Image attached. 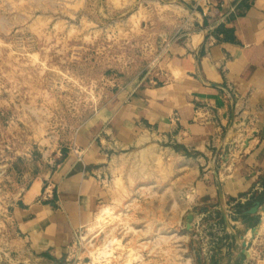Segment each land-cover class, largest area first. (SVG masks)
Listing matches in <instances>:
<instances>
[{"label": "rangeland", "instance_id": "374dc122", "mask_svg": "<svg viewBox=\"0 0 264 264\" xmlns=\"http://www.w3.org/2000/svg\"><path fill=\"white\" fill-rule=\"evenodd\" d=\"M196 7L197 0H0V264H33L14 215L22 193L120 89L163 71L170 45L193 30ZM241 123L239 148L228 152L236 159L251 134ZM111 156L103 195L61 264H220L214 260L229 253L233 264L263 263L264 209L254 216L255 239L253 227L237 229L240 213H207L197 165L148 133Z\"/></svg>", "mask_w": 264, "mask_h": 264}, {"label": "crops", "instance_id": "0c3cea01", "mask_svg": "<svg viewBox=\"0 0 264 264\" xmlns=\"http://www.w3.org/2000/svg\"><path fill=\"white\" fill-rule=\"evenodd\" d=\"M195 15L163 71L120 89L35 181L36 195L35 182L22 193L14 215L28 262H64L103 195L112 153L146 133L197 165L207 213H240L237 229L256 227L245 212L264 203V0H197ZM243 120L248 150L231 158ZM226 225L233 230V218ZM230 254L214 261L233 264Z\"/></svg>", "mask_w": 264, "mask_h": 264}, {"label": "water", "instance_id": "95a60500", "mask_svg": "<svg viewBox=\"0 0 264 264\" xmlns=\"http://www.w3.org/2000/svg\"><path fill=\"white\" fill-rule=\"evenodd\" d=\"M264 209V205H262V203L260 202H256L254 207H252L251 209H249L248 211L245 212V215H248V216H257L258 214H260V212ZM189 220V224H188V228L190 229L191 228V224L194 220V217L193 216H189L188 218ZM261 230V224L254 227L252 230H251V235H252V238L255 239V237L259 234ZM248 243L247 241H243V247H247ZM243 254H246V251H243Z\"/></svg>", "mask_w": 264, "mask_h": 264}, {"label": "bare ground", "instance_id": "6f19581e", "mask_svg": "<svg viewBox=\"0 0 264 264\" xmlns=\"http://www.w3.org/2000/svg\"><path fill=\"white\" fill-rule=\"evenodd\" d=\"M150 151H151V150H149V152H150ZM153 155H154V154H152V156H153ZM157 231H158V230H157ZM144 233H145V232H144ZM144 233H143V234H144ZM141 237H142V236H141ZM144 247H145V246H144ZM144 249H145V248H144Z\"/></svg>", "mask_w": 264, "mask_h": 264}, {"label": "built area", "instance_id": "2783aa9c", "mask_svg": "<svg viewBox=\"0 0 264 264\" xmlns=\"http://www.w3.org/2000/svg\"><path fill=\"white\" fill-rule=\"evenodd\" d=\"M248 200V199H247ZM247 200L243 201V203L247 202Z\"/></svg>", "mask_w": 264, "mask_h": 264}]
</instances>
